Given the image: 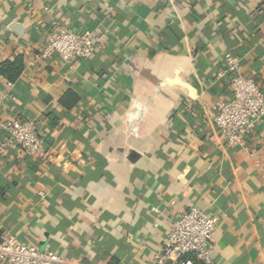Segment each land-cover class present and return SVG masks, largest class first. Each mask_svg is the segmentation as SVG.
Wrapping results in <instances>:
<instances>
[{
    "label": "crops",
    "instance_id": "1",
    "mask_svg": "<svg viewBox=\"0 0 264 264\" xmlns=\"http://www.w3.org/2000/svg\"><path fill=\"white\" fill-rule=\"evenodd\" d=\"M54 23L91 32L92 56L42 58ZM226 53L264 93V0H0V64L23 60L0 117L40 136L33 158L0 149V233L70 264H152L195 206L218 217L215 264H264V123L230 146L213 122Z\"/></svg>",
    "mask_w": 264,
    "mask_h": 264
},
{
    "label": "built area",
    "instance_id": "2",
    "mask_svg": "<svg viewBox=\"0 0 264 264\" xmlns=\"http://www.w3.org/2000/svg\"><path fill=\"white\" fill-rule=\"evenodd\" d=\"M95 49L91 32L73 31L54 23L46 36L41 57L56 53L63 62L70 64L90 58ZM224 65L220 76L227 78L231 98L214 106L213 122L228 145L242 146L264 123V93L255 78L242 74L239 57L226 53ZM2 105L3 99H0V108ZM0 132L5 134V140L0 141V149L15 147L27 159L39 154L40 136L33 120H3L0 117ZM38 196L43 198L44 193L39 191ZM217 225L216 215H209L195 206L189 208L174 220L154 253L152 264H215L211 256ZM0 264L70 263L58 253L38 251L11 234L0 233Z\"/></svg>",
    "mask_w": 264,
    "mask_h": 264
},
{
    "label": "trees",
    "instance_id": "3",
    "mask_svg": "<svg viewBox=\"0 0 264 264\" xmlns=\"http://www.w3.org/2000/svg\"><path fill=\"white\" fill-rule=\"evenodd\" d=\"M22 70V56L16 54L12 60H7L0 64V77L8 83H14L19 78ZM77 102L78 97L69 91L59 100V103L66 109H71Z\"/></svg>",
    "mask_w": 264,
    "mask_h": 264
}]
</instances>
